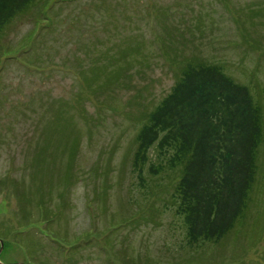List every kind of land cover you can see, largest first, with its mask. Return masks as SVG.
<instances>
[{
  "label": "rangeland",
  "instance_id": "obj_1",
  "mask_svg": "<svg viewBox=\"0 0 264 264\" xmlns=\"http://www.w3.org/2000/svg\"><path fill=\"white\" fill-rule=\"evenodd\" d=\"M195 57L252 87L264 113V0H40L8 25L0 37L1 258L264 264V140L244 224L220 243L189 246L169 205L178 170L155 146L151 162L164 170L145 169L147 188L133 172L144 115Z\"/></svg>",
  "mask_w": 264,
  "mask_h": 264
},
{
  "label": "trees",
  "instance_id": "obj_2",
  "mask_svg": "<svg viewBox=\"0 0 264 264\" xmlns=\"http://www.w3.org/2000/svg\"><path fill=\"white\" fill-rule=\"evenodd\" d=\"M38 1L0 0V37ZM182 62L170 92L144 115L132 166L147 188L145 169L153 175L164 170L151 162L155 146L166 167L178 170L169 205L184 221L193 247L220 243L244 224L259 171L264 113L252 87L228 75L222 64L197 57Z\"/></svg>",
  "mask_w": 264,
  "mask_h": 264
},
{
  "label": "flooded vegetation",
  "instance_id": "obj_3",
  "mask_svg": "<svg viewBox=\"0 0 264 264\" xmlns=\"http://www.w3.org/2000/svg\"><path fill=\"white\" fill-rule=\"evenodd\" d=\"M4 243H0V255L2 250L4 249ZM39 263V262H38ZM0 264H35V261H27V260H22L19 261L18 259H14V258H1L0 257ZM40 264V263H39Z\"/></svg>",
  "mask_w": 264,
  "mask_h": 264
}]
</instances>
